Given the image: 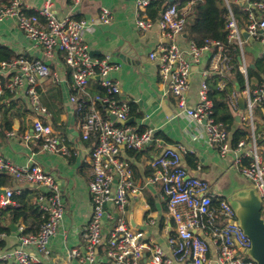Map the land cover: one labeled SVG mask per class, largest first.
I'll list each match as a JSON object with an SVG mask.
<instances>
[{
  "label": "built area",
  "instance_id": "built-area-1",
  "mask_svg": "<svg viewBox=\"0 0 264 264\" xmlns=\"http://www.w3.org/2000/svg\"><path fill=\"white\" fill-rule=\"evenodd\" d=\"M79 1L74 0L75 3ZM195 1L189 0L186 5H181L182 0H171L172 3L166 5L158 22L169 43L152 51L150 57L157 61L159 74L169 83V92L179 99L180 107L198 122H206L208 142L222 155L233 149L237 153L235 164L258 190L264 217V154L256 133V108L264 102V83L255 89L249 85L244 89V118L251 127L250 143L241 139L233 147L229 142L224 123L214 116V101L209 96L206 81L201 86L197 103L188 107L185 95L190 87L193 65L201 63L205 53L214 48L210 67L205 73L216 72L225 77L231 68L229 45L236 42L243 49L241 25L229 0L227 42L208 39L205 44L199 45L191 40L188 50L182 48L178 37L185 28ZM235 2L240 6V15L250 36L264 45V0ZM149 3L150 0L138 1L136 25L140 29H150L155 25V21L146 15ZM8 18L15 19L21 30L41 48L44 59H29L20 55L2 61L0 98L5 93L16 94L21 89L25 90L30 108L35 113V137L40 140L43 150L64 156L73 153L66 137L55 132L52 124L42 117L48 108L42 101L39 78L60 81L58 73L47 61L57 52L63 54L71 71L72 86L80 93L71 98L78 111L84 106L80 98L84 97L87 102L80 120V131L83 139L94 141L90 158L93 177L89 183L92 214L82 233L84 247L73 248L72 256L85 264H144V252L148 249L152 264H258L244 250L251 246V239L236 222L232 203L228 198L216 195L208 180L189 174L183 165L188 150L182 145L164 148L152 161L155 171L148 178V182L160 181L163 185L168 212L174 222V233L169 238L171 255L159 244L149 241L145 230L131 227L127 207L130 197L138 193L141 186L125 151L143 149L153 139L155 128L139 130L135 124L123 123L132 116V106L131 102L121 98L120 85L112 77V72L119 69L120 64L113 62L109 56H92L84 37L88 27L86 20L60 17L54 8V0H45L34 12L29 11L23 0H0V21ZM112 20V9L103 7L101 21L108 24ZM240 59V70L247 75L248 62L243 50ZM96 76H99L103 92L89 91L90 81ZM233 95L230 102L237 107V98ZM246 159L249 161L246 162ZM2 171L18 181L31 183L46 191L41 196L46 200L43 203L44 220L37 231L20 234L15 248H0V264H36L27 247L35 246L46 252L56 237L66 210L61 186L57 178L36 161L20 164L0 154ZM15 192L7 189L0 199V206L11 203ZM110 203L115 205L116 212L108 207ZM105 220L111 223L107 231ZM207 239L213 242V248Z\"/></svg>",
  "mask_w": 264,
  "mask_h": 264
},
{
  "label": "crops",
  "instance_id": "crops-1",
  "mask_svg": "<svg viewBox=\"0 0 264 264\" xmlns=\"http://www.w3.org/2000/svg\"><path fill=\"white\" fill-rule=\"evenodd\" d=\"M23 1L29 10H37L45 0ZM138 1L80 0L79 3H75L74 0H54V8L60 17L72 16L86 20L88 27L84 37L93 52L92 56H109L113 62L120 64V68L112 72V77L120 85L121 98L137 105L140 115L135 117L134 124L142 129L155 128L153 139L143 149L133 154L125 151L134 169L136 180L141 186L140 191L130 197L127 217L131 227L145 230L149 241L159 244L167 254L171 255L172 246L169 238L174 233V222L168 212L163 185L160 181L148 182V178L155 171L151 163L164 148L179 145L186 147L188 153L183 158V165L190 175L208 180L212 191L218 196L227 198L233 190H241L249 186L251 181L246 179L237 168L235 164L237 153L234 149L222 155L207 140L206 122H198L190 117L187 110L180 107L179 99L169 92V83L161 78L157 61L150 57L152 51L169 43V39L160 28L158 22L160 18L150 29L137 27ZM186 4L187 2L184 5ZM103 7H109L113 11V20L108 24L101 21ZM237 16L241 30L246 29L241 15L237 14ZM242 37L243 49L238 45L241 52L244 51L248 66H251L254 58L264 57V45L250 34L248 37L242 34ZM191 40L188 31L184 28L178 37L179 45L188 50ZM0 45L10 47L14 52L13 57L23 55L29 59H44L41 48L21 30L15 19L8 18L0 21ZM214 51L215 49L212 48L205 53L201 63L193 65L190 87L185 95L188 107L197 103L199 91L207 76L212 73L217 74L216 72L205 73L210 67ZM240 56L241 53L239 59ZM47 61L52 70L58 73L60 81L39 78L42 101L48 108V112L42 117L52 124L55 132L66 137L68 145L73 150L72 155L64 156L41 148V142L35 137L33 129L35 113L30 108L29 98L24 89L11 94V98L1 101L3 106H0V154L20 164L38 162L47 172L57 178L63 192L66 205L65 215L48 250L42 252L35 246L27 247L35 257L36 264H85L78 257L72 256L71 250L75 247H84L82 233L92 214L89 183L93 177L90 158L94 141L85 140L81 136V117L77 104L71 99L72 95H80V93L72 86L71 71L65 63L63 54L57 52L52 59ZM220 78L221 87L227 81L233 82L234 80L230 69L225 77L220 76ZM233 85L238 106H232L237 110L236 116L241 114L240 120L236 119L235 128L247 125L251 131L250 125L244 118L246 107L241 111L239 102L240 97L246 101V94L244 91H239L237 84ZM100 88L99 77L92 78L89 91L95 92ZM13 101L16 104L11 110L19 113L13 117V128L7 129L3 125V113ZM11 131L14 134H10ZM256 133L258 140L264 137V117L260 116L257 110ZM228 134L229 142L233 147L236 146L232 138L233 130H230ZM258 144L264 154V143L261 144L258 141ZM248 161L249 159H246V162ZM0 173L7 175L6 182L0 187L13 189L17 194L23 193L25 200L37 201L41 211L40 218L44 220L43 203H46V200L41 199V196L46 193L45 189L28 182L18 181L7 172ZM238 174L245 179L240 178ZM1 179L3 177H0ZM4 196L5 194H2L0 199ZM11 204L18 203L12 201ZM108 207L116 212L115 205L112 203ZM37 219L39 216L33 214L27 220L21 218L18 221L8 216L6 224L9 226L14 222L17 224V229L14 231L9 226L10 233L0 234V238L6 241V246L3 248H15L24 229L37 231L40 227L37 225ZM110 224L109 220H105L106 231ZM207 240L213 248V242L210 239ZM151 260V251L147 249L144 252L143 263L152 264Z\"/></svg>",
  "mask_w": 264,
  "mask_h": 264
},
{
  "label": "trees",
  "instance_id": "trees-1",
  "mask_svg": "<svg viewBox=\"0 0 264 264\" xmlns=\"http://www.w3.org/2000/svg\"><path fill=\"white\" fill-rule=\"evenodd\" d=\"M189 0H182L181 5H184ZM233 10L237 13H241V9L238 3L235 0H229ZM172 3L171 0H150V3L146 10V15L152 20H158L160 15V10L163 5H168ZM30 12H34V10H29ZM229 14V7L227 0H196L193 4V10L188 15L185 29L188 31L190 39L197 42L199 45H203L206 43L208 39L212 40H220L227 42L228 30L226 28L227 25V16ZM229 54L231 56V68L230 73L233 74L234 80L233 82L227 81V83L221 87L219 85V81L221 80L219 74H210L206 78V82L208 85V93L210 98L214 101V116L217 121L223 122L226 130L229 132L233 130V143L236 145L241 139H246L250 141V128L247 125H243L241 127L235 128L236 123V115L235 110L230 102L231 94L234 93V85L237 84L240 92L246 89L247 85L250 86L251 89L262 85L264 83V57H256L253 60L254 67L248 66V73L245 75L240 70V59L239 55L241 53L240 46L238 43H233L229 45ZM14 56L13 50L6 46L0 45V63L2 61L8 60ZM95 92H103L102 87ZM92 92V93H95ZM11 98L12 95L9 93L3 94L0 98V106L1 101L3 99ZM84 97L80 98L81 103L84 105L81 111L78 113L80 117L83 115L86 107ZM84 101V102H83ZM16 102H11V105L7 107L3 113V125L7 129L13 128V117L17 115L18 111H13L12 106H15ZM5 105V104H4ZM132 106V116H139V112L137 111V105L131 102ZM260 116L264 117V102L258 105L257 109ZM134 124V122H132ZM258 126V131H259ZM142 130V128H139ZM261 144L264 143V137H260L258 140ZM130 153H135L134 150H129ZM6 174L0 173V177L3 179L0 180V185H3L6 180ZM12 201H16L18 204H7L5 206H0V234L1 233H10L11 228L6 224V219L8 216L12 217L14 220L18 221L21 218L25 220L29 219V216L33 214L34 216H39L37 219V225H40L43 220L41 217V211L39 209L38 202H32V199L25 200L24 194L14 193L12 196ZM30 229H24L23 233H32ZM6 246V241L0 238V248Z\"/></svg>",
  "mask_w": 264,
  "mask_h": 264
},
{
  "label": "water",
  "instance_id": "water-1",
  "mask_svg": "<svg viewBox=\"0 0 264 264\" xmlns=\"http://www.w3.org/2000/svg\"><path fill=\"white\" fill-rule=\"evenodd\" d=\"M165 7L166 5L162 6L160 15L164 12ZM241 32L244 37L249 36V32L246 29H242ZM251 67H254V64H251ZM239 102L241 111H243L246 107V101L243 97H240ZM240 118L241 114H238L236 119L240 120ZM134 119V116H130L123 123H132ZM122 148H125V146L122 145ZM6 192V188L0 187V197ZM227 198L236 211V222L251 239V246L244 249L245 252L256 260L258 264H264V217L262 215V198L258 190L250 184L241 190H233L228 194ZM9 226L16 231L17 224L12 222Z\"/></svg>",
  "mask_w": 264,
  "mask_h": 264
},
{
  "label": "rangeland",
  "instance_id": "rangeland-1",
  "mask_svg": "<svg viewBox=\"0 0 264 264\" xmlns=\"http://www.w3.org/2000/svg\"><path fill=\"white\" fill-rule=\"evenodd\" d=\"M248 46H249V45H247V47H248ZM238 176H239L240 178H242V179H245V178H246L245 176H244L245 178L242 177L240 174H238ZM246 179H247V178H246ZM220 195H221V194H220Z\"/></svg>",
  "mask_w": 264,
  "mask_h": 264
}]
</instances>
